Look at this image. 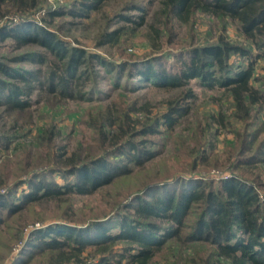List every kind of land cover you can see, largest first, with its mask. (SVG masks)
<instances>
[{
  "label": "trees",
  "instance_id": "16d2710c",
  "mask_svg": "<svg viewBox=\"0 0 264 264\" xmlns=\"http://www.w3.org/2000/svg\"><path fill=\"white\" fill-rule=\"evenodd\" d=\"M8 1L15 10L23 2ZM102 1L81 0L70 12L88 17ZM161 3L166 15L178 21L187 22L198 12L237 21L244 37L264 48V0H161ZM122 19L140 26L144 17ZM126 27L122 24L107 31L102 39L118 41ZM153 29L158 37H163L159 27ZM0 37H11L18 46L37 43L45 49L38 60H47L44 72L39 68L23 71L0 63V106H4L8 116H13L9 129L0 130V149L6 153L1 164L2 167L12 164L15 171L9 172L15 188L26 183L20 196L12 193L9 197V192H0V226L4 223L6 228L11 226L19 231L24 224L20 214L34 203L56 199L62 204L77 195L101 196L90 215H78L69 203L68 218L58 216V222L32 231L14 264L81 263L85 251L95 247L100 251L95 264H112V260L119 263L124 258L129 264H148L172 240L203 244L200 253L195 251L193 264H264V201L259 190L264 182L253 168L254 162L264 155V143L247 155L242 150L250 152L252 146L245 148L242 143L237 160L232 162L235 169L241 165L238 169L246 170L250 177L235 172L218 180L192 175L156 181L145 178L138 189L128 193L110 191L117 180L154 158L158 151L147 145L154 141L144 136L156 134L162 125L172 128L189 111L187 100L195 96L191 88L187 87L169 102L165 111L155 117L154 124L132 121L129 112L132 107L123 103H117L114 109H97L87 119L92 134L79 144L60 145L62 132L53 121L44 138V124L36 122L32 127L21 115L31 106L30 94L37 87L58 99H83L88 68L96 64L111 67L116 79L127 68V77H138L165 88L184 87L197 78L200 86L229 92L237 110L255 104L264 109V89L251 84L252 61L246 67L229 63L232 52L251 57L250 51L221 35L214 43L174 53V61L161 60L164 58L161 55L146 63L130 64L109 62L98 53L87 54L37 24L1 27ZM26 129L35 130L32 139L11 147ZM105 191L107 195L102 198ZM17 234L11 233L10 237ZM115 243H122L121 252L113 253Z\"/></svg>",
  "mask_w": 264,
  "mask_h": 264
},
{
  "label": "rangeland",
  "instance_id": "374dc122",
  "mask_svg": "<svg viewBox=\"0 0 264 264\" xmlns=\"http://www.w3.org/2000/svg\"><path fill=\"white\" fill-rule=\"evenodd\" d=\"M80 1L23 0L19 10H15L14 6L10 7V1H1L0 28L23 23L37 24L51 30L70 46L84 49L87 54L98 53L109 62L126 61L130 64L146 63L161 55L164 56L161 60L174 61V53L214 43L222 35L251 52V57L232 52L229 63L246 67L252 61L251 84L264 89V48H258L247 40L237 21L217 19L199 12L187 22L178 21L166 15L161 0H104L98 8L89 12L88 17L73 15L70 11ZM140 15L144 17L140 26L122 19L126 16L139 20ZM122 24L127 27L118 41L105 42L102 39L105 32ZM151 25L159 27L163 37H158ZM44 51L37 43L18 46L11 37H0V63L14 69L24 71L39 68L41 72L46 71L47 60H38L39 53ZM88 71L89 78L83 88V99H58L46 89L34 88L30 94L31 106L21 114L23 120L30 121L32 127L36 122L44 124V138L48 136L49 125L53 121L62 132L60 145L66 142L79 144L88 134H92L88 125L90 119H87L97 109H114L117 103H123L125 107H132L129 111L132 121L149 125L154 124L155 117L165 111L167 104L174 101L187 87L195 93L194 97L187 100L189 111L172 128L162 125L156 134L144 136L146 139H153L154 142L150 141L147 145L156 149L157 154L139 170L117 180L109 188L112 193H128L129 190L138 189L145 178L156 181L166 177L192 175L218 180L235 172H241L245 177L251 176L246 170L238 169L241 165L235 169L232 162L237 160L242 143L245 148L252 146L250 152L242 150L244 155L255 151V148L264 143V109H261V105L255 104L246 106V110H237L229 92L200 86L197 78L191 79L184 87L165 88L138 77H127V68L117 79L111 67L96 64L88 68ZM40 113L44 114L40 117ZM12 117L11 114L8 116L4 106H0L1 131L9 129ZM33 132L34 129L24 130V134L20 133L22 136H17L11 147L14 144L18 146L28 143L34 136ZM5 156L6 153L0 149V192H9V197L12 193L20 196L26 183L15 188L14 178L9 172L10 169L15 171L12 164L6 163L3 167L1 164ZM244 167L247 169V166ZM253 168L254 174L259 173L261 182H264V155L254 162ZM56 179L62 182L59 176ZM259 190L261 200L264 201V186L259 187ZM106 195L105 191L102 198ZM68 198L62 204L56 199L32 204L20 214L24 224L19 231L13 230L14 227L12 229L11 226L6 228L3 223L0 226L4 230H0V264L15 263L32 231L54 222L58 216L68 218L69 203L73 204L78 215H90L91 209L101 201L99 193ZM11 233L15 236L18 233V236L11 238ZM200 243H182L179 240L167 242L163 250L156 253L148 264H193L196 259L195 251H202L203 244ZM122 247V243H115L113 253L121 252ZM97 249L99 248H88L85 251V264L98 262L100 251ZM112 264L129 263L124 258L119 263L112 260Z\"/></svg>",
  "mask_w": 264,
  "mask_h": 264
}]
</instances>
